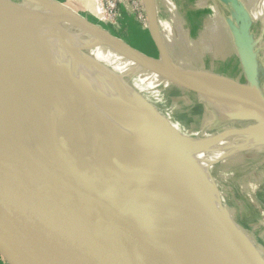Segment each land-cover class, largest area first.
I'll list each match as a JSON object with an SVG mask.
<instances>
[{
    "label": "bare ground",
    "instance_id": "6f19581e",
    "mask_svg": "<svg viewBox=\"0 0 264 264\" xmlns=\"http://www.w3.org/2000/svg\"><path fill=\"white\" fill-rule=\"evenodd\" d=\"M145 4L156 32L153 3ZM77 21L44 0H0V139L74 207L65 168L38 147L46 143L70 158L80 173L79 192L88 210L142 264H264L255 247V236L264 242V232L257 233L256 224L244 228L239 223L246 216L245 203L257 209L264 223L256 200L264 187V112L214 103L217 115L244 114L222 126L213 122L216 116L210 121L218 127L216 134L193 143L182 136L187 125L178 117L193 113L191 96L205 98L200 91L223 95V87L205 79L199 90L190 88L168 77L160 61L122 43L117 50L97 49L111 70L82 54L79 60L70 31L91 38L97 34ZM165 86L172 93L156 110L159 89ZM148 137L166 148L165 162L191 181L189 188L152 172L158 160L152 155L148 167ZM99 166L128 177L142 170L145 177L135 182L140 187L148 178L155 191L143 190L128 201L121 188L115 194L94 188L90 179ZM224 197L226 206L220 203ZM236 243L244 250L254 248L243 252L234 248Z\"/></svg>",
    "mask_w": 264,
    "mask_h": 264
},
{
    "label": "water",
    "instance_id": "95a60500",
    "mask_svg": "<svg viewBox=\"0 0 264 264\" xmlns=\"http://www.w3.org/2000/svg\"><path fill=\"white\" fill-rule=\"evenodd\" d=\"M74 18L84 29L95 32L98 40L107 47L119 48L120 39ZM148 21L150 26L149 18ZM149 32L158 53L156 58L143 54L128 43L126 46L150 61H160L167 76L173 80L195 90L202 88L206 78L171 63L163 43H158L156 39H161L159 30L156 29L154 33L149 28ZM244 60L250 68L252 61L246 52ZM134 71H131V75H136ZM211 80L223 87V95H208L217 103L233 109L248 107V111L253 113L258 110L264 112V96L257 91L238 93L228 90L221 80ZM38 148L65 168L74 207L48 187L0 139V253L3 258L10 264H142L124 242L111 234L100 219L88 210L79 192L80 173L70 158L46 143ZM147 163L148 167H152L150 160ZM94 168L95 175L90 179L92 187L111 194L121 188V175H125L123 171H112L102 166ZM127 197L124 199L129 201ZM234 248L245 251L237 243Z\"/></svg>",
    "mask_w": 264,
    "mask_h": 264
},
{
    "label": "rangeland",
    "instance_id": "374dc122",
    "mask_svg": "<svg viewBox=\"0 0 264 264\" xmlns=\"http://www.w3.org/2000/svg\"><path fill=\"white\" fill-rule=\"evenodd\" d=\"M44 1L48 5L53 7L55 11L64 12L67 14L69 12L72 16L82 20L92 28L101 31L102 33H106L111 36L117 37L118 39H120L122 44L126 45V43H129L136 49L148 53L149 55L155 56V51L153 50L152 44L149 41L147 33L139 32V30L134 28L135 26L144 25L146 24L145 22L148 21L147 13H146L147 10L143 0H83L81 5L76 4L77 2L81 3L80 0H64L63 2H60V5L59 3L58 4L55 3L58 2L55 0H44ZM151 1L153 3L152 5L155 6L157 5L159 0H151ZM174 1L176 2V0ZM162 8L163 7H161V9ZM152 11H153L152 16L155 17V10L153 9ZM70 34L71 36H74L77 39L75 44L71 45L72 49L74 50V53H76L75 55L77 59H79L82 56L81 58L83 57L84 59L86 58L85 59L86 61L88 60L94 61V63H96L101 68L104 69L106 68L108 70H111V68L106 64H104L96 55L98 48L107 47L105 44L100 42L96 36L95 38H91L90 36L76 30L70 31ZM79 54L82 55L80 56ZM89 65L87 66V68H89ZM177 66L178 67L181 66L180 62ZM183 66H185V68H187L190 72L202 76L206 79H209V82L212 81L211 79H214L216 81L221 80L228 90H233V91L236 90V92L238 93L242 92L249 94L252 92H256V87L260 88L262 86L257 82L256 85L250 84L248 82L244 83L245 81H242L241 79L239 80L237 79V77H232L231 79L230 78L225 79L224 77L212 76L202 70H198V69L193 70L187 64ZM159 77L161 80H164L165 78L164 76L161 75H159ZM171 90L172 89H170V87H166V86L159 89L158 96L160 97L161 103L159 104V106L155 107L156 110L157 108L158 110H160L162 109V107L166 105V103L168 102V97L172 93ZM259 90L260 89H258V91ZM145 95L146 94H142L143 97H145ZM189 100L193 104L192 106L193 113L190 116H186L185 114H183L180 115L178 118L181 119L182 122L186 123L187 125L186 126L187 128L182 129L183 130L182 136L188 138L187 140L193 143H197L200 140V138L204 139L206 137L208 138L215 135L216 131L218 130L217 125L222 126V124H225L226 121L234 118L235 116L239 117L241 114H244L241 113L240 110L239 113L233 111V112H224L221 114L219 113L217 115V113H214L216 108H213L214 106L213 104L217 103V101H214L215 99L211 98L210 96H206L205 98H203L194 95L191 96ZM211 115L212 117H210ZM216 116L218 117V119L215 118ZM244 116H245L244 118L251 117L247 114ZM214 118L216 121H213ZM210 121L217 123V125L210 126ZM148 138H149L148 142L151 143L152 146L149 148V150L147 149L148 151L146 152L147 154L146 158L151 161V157L152 155H154V157L158 160L155 162L153 172H155L160 179H163L165 181H170L172 185L176 183L180 186L182 185L185 188H189L191 181L185 178L178 170H176L175 166L169 165L168 162H165L166 161L165 158L167 157L166 148L162 146L156 139L151 137ZM216 166L218 165L217 164L214 165L213 171L216 168ZM125 175H121L123 181L120 182V186L122 188V191L127 194L129 201L136 199V197L133 196V194H139L140 192H143V190H146L148 192L155 191L154 188L152 187L153 185H151L152 183L150 184L148 182V178L147 179L145 178V180L141 182L140 185L141 190L138 191L140 187L135 181L136 178L138 177H145V173L142 170H136V173L133 174L132 176L130 175L129 177ZM263 193H264V187L263 190L259 192L258 195L256 196V200L259 206L264 211V199H262ZM220 203L222 206H226L228 204V201L224 197L223 199H221ZM244 209L246 216L242 217L239 220V223L242 225V227L248 228L249 225L256 224L257 225L256 232L257 233L264 232V223H260L261 216H259L257 209L253 208V206L248 203L244 204ZM258 236L259 234L255 236L256 238L255 247L257 249V252L260 253V254L258 253L260 257L263 258L264 251H262V248L264 249V242L262 238L260 236L259 238ZM252 241H254V239ZM251 248H254V245H251L249 249L245 248V250L249 251Z\"/></svg>",
    "mask_w": 264,
    "mask_h": 264
},
{
    "label": "crops",
    "instance_id": "0c3cea01",
    "mask_svg": "<svg viewBox=\"0 0 264 264\" xmlns=\"http://www.w3.org/2000/svg\"><path fill=\"white\" fill-rule=\"evenodd\" d=\"M55 1L60 5L64 0ZM80 2L76 4L81 5L83 0ZM176 2L159 0V4L153 5L156 28L161 36L156 39L163 43L168 60L216 77H237L255 85L257 82L262 86L256 87V91L264 96V0ZM145 23L134 28L147 33L155 56L137 50L156 58L158 53L149 32V21ZM245 52L251 57L250 68L244 60ZM0 264L10 263L0 257Z\"/></svg>",
    "mask_w": 264,
    "mask_h": 264
},
{
    "label": "built area",
    "instance_id": "2783aa9c",
    "mask_svg": "<svg viewBox=\"0 0 264 264\" xmlns=\"http://www.w3.org/2000/svg\"><path fill=\"white\" fill-rule=\"evenodd\" d=\"M140 15V14H139ZM0 257H2L3 258V256H2V254L0 253Z\"/></svg>",
    "mask_w": 264,
    "mask_h": 264
}]
</instances>
